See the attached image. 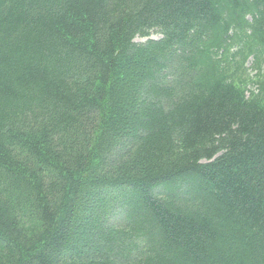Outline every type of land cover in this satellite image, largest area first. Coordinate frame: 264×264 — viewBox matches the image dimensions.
Masks as SVG:
<instances>
[{
	"label": "trees",
	"instance_id": "trees-1",
	"mask_svg": "<svg viewBox=\"0 0 264 264\" xmlns=\"http://www.w3.org/2000/svg\"><path fill=\"white\" fill-rule=\"evenodd\" d=\"M237 56L264 0H0V264H264Z\"/></svg>",
	"mask_w": 264,
	"mask_h": 264
},
{
	"label": "rangeland",
	"instance_id": "rangeland-1",
	"mask_svg": "<svg viewBox=\"0 0 264 264\" xmlns=\"http://www.w3.org/2000/svg\"><path fill=\"white\" fill-rule=\"evenodd\" d=\"M160 37L161 35L154 31L150 37H137L135 40L144 42L149 38L158 39ZM238 47V45L234 44L232 52H235ZM240 61V56L232 60V68L235 69L236 75L248 82L247 86L249 91L258 92L261 88L264 91V61L261 62V67L259 68L256 66L253 57H249L245 61L244 68L240 66Z\"/></svg>",
	"mask_w": 264,
	"mask_h": 264
}]
</instances>
